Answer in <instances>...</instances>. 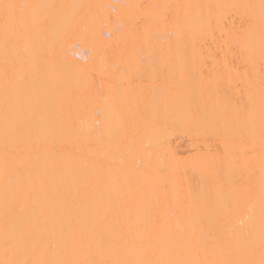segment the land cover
I'll return each mask as SVG.
<instances>
[{
    "label": "bare ground",
    "instance_id": "obj_1",
    "mask_svg": "<svg viewBox=\"0 0 264 264\" xmlns=\"http://www.w3.org/2000/svg\"><path fill=\"white\" fill-rule=\"evenodd\" d=\"M0 264H264V0H0Z\"/></svg>",
    "mask_w": 264,
    "mask_h": 264
}]
</instances>
